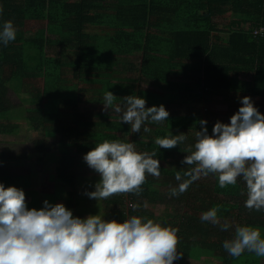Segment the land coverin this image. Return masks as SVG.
Here are the masks:
<instances>
[{
    "label": "trees",
    "instance_id": "trees-1",
    "mask_svg": "<svg viewBox=\"0 0 264 264\" xmlns=\"http://www.w3.org/2000/svg\"><path fill=\"white\" fill-rule=\"evenodd\" d=\"M0 6V24L11 20L17 30L14 41L0 46V134H17L25 119L49 139L36 141L35 149L55 164L54 180L70 188L64 206L74 217L92 210L80 208L75 198L84 155L105 139L127 142L120 135L131 136L138 152H156L161 174L147 175L139 195L104 199L116 208L111 220L146 217L179 229L183 257L174 264L203 258L264 264V257L247 251L232 257L222 247L237 226L258 227L264 238V211L244 207L242 180L220 188L209 175L170 195L176 172L183 176L192 167L181 161L190 154L199 121H207L209 135L217 121L228 123L217 116L222 111L208 110L214 99L236 112L243 97L264 99V0H0ZM9 90L19 105L8 100ZM106 91L116 104L136 95L146 108L163 105L169 117L146 125L147 133H133L120 114L104 108ZM169 133L187 139L172 149L154 143ZM0 183L22 190L31 185L6 170H0ZM24 193L32 196L27 207L36 209L32 192ZM160 205L173 211L159 216L154 207ZM213 206L220 208V224H231L227 231L202 222L201 213Z\"/></svg>",
    "mask_w": 264,
    "mask_h": 264
},
{
    "label": "clouds",
    "instance_id": "clouds-1",
    "mask_svg": "<svg viewBox=\"0 0 264 264\" xmlns=\"http://www.w3.org/2000/svg\"><path fill=\"white\" fill-rule=\"evenodd\" d=\"M16 34L14 23L4 21L0 46L6 47ZM116 99L106 91L103 106L120 114V122L130 125L133 133L141 129L147 133L150 128L146 125L160 124L169 117L163 105L146 108L142 97H124L122 104L114 103ZM240 104L229 123L214 124L211 135L205 127L207 121H199L200 131H195L190 154L181 161L192 167L183 176L176 172L178 184L170 188L172 197L183 194L201 177L215 176L220 188L236 185L240 179L246 188L244 207L264 211V115L250 97H243ZM186 139L185 134L169 133L154 143L172 149ZM156 155L155 151L138 152L131 142L103 140L83 157L99 175L95 190L86 195L96 201L118 193L139 195L147 175L160 177ZM219 211V206H213L201 213V220L227 231L231 224H220ZM178 231L138 216L122 223L106 221L98 214L81 219L62 203L47 200L39 210L29 209L22 189L0 183V264H174L183 257L177 250ZM222 247L232 257L246 251L264 257V238L254 226H237L233 238L224 240Z\"/></svg>",
    "mask_w": 264,
    "mask_h": 264
},
{
    "label": "rangeland",
    "instance_id": "rangeland-1",
    "mask_svg": "<svg viewBox=\"0 0 264 264\" xmlns=\"http://www.w3.org/2000/svg\"><path fill=\"white\" fill-rule=\"evenodd\" d=\"M68 61L73 60L74 57L70 56L66 58ZM127 66H124V69ZM68 71V70H67ZM69 76L71 72L67 73ZM147 85V84H146ZM145 85H142V88ZM145 89V88H144ZM8 100L14 106L20 104V100L16 97L15 93L12 90H9ZM254 107L258 109L260 114L264 115V99H254ZM26 106H30L27 104ZM238 106H241L240 101ZM237 106V107H238ZM209 111H222L223 113L218 114L217 116L221 117L224 121L229 123L230 117L236 113L235 110L230 109L229 106L221 99H214L211 105L208 106ZM213 120V115H209ZM131 131V128H130ZM125 141L130 142L131 136H123ZM47 141L48 138H45L41 132L33 131L29 128L25 119H21L19 131L15 135H2L0 134V156L4 158L0 160V170H6L8 173L15 175H22L29 178L31 185L23 189V191H31L35 199L37 200L36 209L39 210L43 206V202L47 200L50 204L62 203L65 204L67 198V193L70 191V188L62 183L56 182L54 180L55 174V164L49 160H43L45 158L42 156L40 151L35 149L36 141ZM49 142V141H48ZM50 143V142H49ZM77 191L75 198L79 201L80 208L87 210L92 209L91 211L84 212L85 217L89 215H100L106 221H112L109 217L111 213H114L116 208L110 204L105 205V200L109 201L112 199V196L105 200H94L90 199L86 193L92 192L95 190L94 185L98 182L99 175L90 169L86 162L82 159V165L77 171ZM37 193L40 195L37 196ZM165 194V192H162ZM32 196L25 195L26 202L28 203ZM163 198V197H162ZM96 209V210H93ZM155 213L160 215L169 214L171 207L168 206H155ZM77 209L75 213L80 212ZM98 210V211H97ZM100 212V214H99ZM179 264H219L218 261L214 259L203 258L197 263L194 261H181Z\"/></svg>",
    "mask_w": 264,
    "mask_h": 264
}]
</instances>
